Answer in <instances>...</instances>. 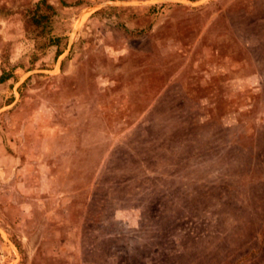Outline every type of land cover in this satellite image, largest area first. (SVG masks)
I'll list each match as a JSON object with an SVG mask.
<instances>
[{
	"label": "rangeland",
	"instance_id": "obj_1",
	"mask_svg": "<svg viewBox=\"0 0 264 264\" xmlns=\"http://www.w3.org/2000/svg\"><path fill=\"white\" fill-rule=\"evenodd\" d=\"M1 74L0 264H264V0H0Z\"/></svg>",
	"mask_w": 264,
	"mask_h": 264
},
{
	"label": "trees",
	"instance_id": "obj_2",
	"mask_svg": "<svg viewBox=\"0 0 264 264\" xmlns=\"http://www.w3.org/2000/svg\"><path fill=\"white\" fill-rule=\"evenodd\" d=\"M59 53H57V55H58ZM4 79V76L1 74L0 75V82L2 81Z\"/></svg>",
	"mask_w": 264,
	"mask_h": 264
}]
</instances>
